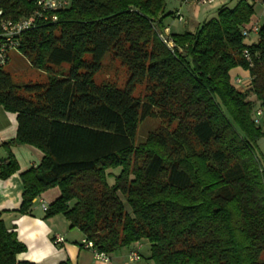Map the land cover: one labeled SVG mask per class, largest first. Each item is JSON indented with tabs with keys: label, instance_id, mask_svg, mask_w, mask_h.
Wrapping results in <instances>:
<instances>
[{
	"label": "trees",
	"instance_id": "1",
	"mask_svg": "<svg viewBox=\"0 0 264 264\" xmlns=\"http://www.w3.org/2000/svg\"><path fill=\"white\" fill-rule=\"evenodd\" d=\"M37 1L0 0V26L40 11ZM65 1L19 38L17 53L43 81L16 83L0 69V106L17 121L10 143L43 154L20 175L17 213L57 188L44 218L63 215L100 253L145 241L152 264H264V23L243 34L253 4L169 35V49L158 37L165 0ZM108 55L127 72L122 88L94 81ZM237 68L249 76L242 92ZM148 118L161 125L135 145ZM17 170L8 156L0 179ZM1 215L0 264H28L16 261L26 249Z\"/></svg>",
	"mask_w": 264,
	"mask_h": 264
},
{
	"label": "crops",
	"instance_id": "2",
	"mask_svg": "<svg viewBox=\"0 0 264 264\" xmlns=\"http://www.w3.org/2000/svg\"><path fill=\"white\" fill-rule=\"evenodd\" d=\"M237 1L214 0L211 5L200 6L195 2L183 4L181 0H165V12L169 15L162 21L163 31L168 35L194 32L200 24L215 19L220 8H233ZM249 2L253 4L254 9L251 23L263 24L264 0H249ZM19 56L18 53H12L10 61H17ZM235 78L243 80V85H236V89L240 92L244 91L245 83L249 78L248 73L238 68L234 69L231 71L232 82ZM16 130V115L5 111L0 106V163L5 161L8 156H12L18 167L16 173L7 179H0V211L5 227L9 231H14L17 240L25 246L26 250L16 255L17 262L28 264H124L130 250L137 249L141 254L143 250L145 253L148 251L145 241H140L115 253L107 254L108 261L96 258L91 250L82 245L85 237L81 231L71 228L63 215L44 218L45 212L41 210L39 200L49 206L59 197L57 188L49 189L35 198L29 214L17 213L23 192L20 175L37 167L43 154L27 145H12L10 141L15 138ZM56 236L63 238V243L55 244ZM134 264L148 263L144 257H141Z\"/></svg>",
	"mask_w": 264,
	"mask_h": 264
},
{
	"label": "built area",
	"instance_id": "3",
	"mask_svg": "<svg viewBox=\"0 0 264 264\" xmlns=\"http://www.w3.org/2000/svg\"><path fill=\"white\" fill-rule=\"evenodd\" d=\"M189 2H195L197 5H211L214 0H181V3L187 4ZM67 5L65 0H38L37 7L41 11H36L32 14V16L28 18H23L18 21H6L1 24L0 26V69L4 68L11 57L12 53H17V48L19 46V38L20 36L33 26V19L34 18H42L43 12H54L64 8ZM1 14V13H0ZM44 20L46 17L43 18ZM55 16L51 17V21H55ZM258 31V24L250 23L244 30L243 34L248 35L250 33H256ZM159 39L169 48H173V43L169 38L167 33H159ZM244 57L248 59V55L244 52ZM241 78H236V83H241ZM262 117V111L260 109L256 110L254 123L256 125L259 124L260 119ZM39 200V199H38ZM40 208L43 212H46L47 205L42 201L39 200ZM54 243H63V238L56 236L54 239ZM82 245L91 250L96 258L102 259L104 261H108V257L104 253H100L96 251L93 247V244L86 239L82 241ZM139 252L137 249H132L129 251L127 259L124 264H134L135 262L139 261Z\"/></svg>",
	"mask_w": 264,
	"mask_h": 264
},
{
	"label": "rangeland",
	"instance_id": "4",
	"mask_svg": "<svg viewBox=\"0 0 264 264\" xmlns=\"http://www.w3.org/2000/svg\"><path fill=\"white\" fill-rule=\"evenodd\" d=\"M250 40L245 41L248 43ZM10 61V60H9ZM9 63V62H8ZM7 66V65H6ZM4 67L7 71H10L11 75L14 77V80L16 83H28V82H42L44 79V76L37 72L36 70L32 69L28 62L22 58V56H19V59L12 60L9 63V66L6 68ZM68 69V66L63 65L61 67L62 71H66ZM233 78V77H232ZM127 80V72L126 70L121 66L120 62L118 60H112L110 55L106 56L102 62L101 69L100 71L94 76V81L96 83H103V82H110L113 83L114 85L122 88ZM234 82H232L235 87L236 85H243V80H241V83H236V78L233 79ZM232 81V80H231ZM249 84L248 80L245 83V86L247 87ZM144 86L139 85L135 87L134 90V97L136 98H142L144 96ZM160 121L159 119H153V118H148L145 119L143 122H141L136 131V136L134 139L135 145L141 144L145 141L147 135L149 133H152L156 131L160 127ZM259 149L264 157V140L261 139L258 142ZM119 169L111 171L112 174L118 175ZM109 184L113 183V179L109 178L108 179ZM119 197L121 201L123 202L125 210L130 213V208L123 199V197L119 194ZM145 245L148 247V243L145 242ZM148 255H149V250L145 253V250L142 252V256L145 258V261H148ZM149 264H152V262H149Z\"/></svg>",
	"mask_w": 264,
	"mask_h": 264
}]
</instances>
